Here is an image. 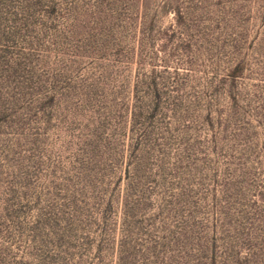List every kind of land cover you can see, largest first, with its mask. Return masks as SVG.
<instances>
[{
	"label": "rangeland",
	"instance_id": "1",
	"mask_svg": "<svg viewBox=\"0 0 264 264\" xmlns=\"http://www.w3.org/2000/svg\"><path fill=\"white\" fill-rule=\"evenodd\" d=\"M0 264H264V0H0Z\"/></svg>",
	"mask_w": 264,
	"mask_h": 264
}]
</instances>
